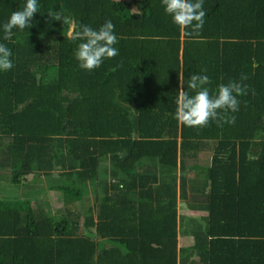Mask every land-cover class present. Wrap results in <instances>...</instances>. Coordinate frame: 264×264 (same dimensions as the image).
<instances>
[{
	"label": "trees",
	"instance_id": "trees-1",
	"mask_svg": "<svg viewBox=\"0 0 264 264\" xmlns=\"http://www.w3.org/2000/svg\"><path fill=\"white\" fill-rule=\"evenodd\" d=\"M25 4L0 0L14 65L0 70V172L29 189L0 193V264H264V0H204L199 39L162 0H38L31 26L4 40ZM109 19L119 55L82 69L67 33ZM241 73L235 123H178L179 75L185 91L207 75L215 95ZM44 178L49 194L33 197ZM188 185L207 192V216L179 215Z\"/></svg>",
	"mask_w": 264,
	"mask_h": 264
},
{
	"label": "clouds",
	"instance_id": "clouds-1",
	"mask_svg": "<svg viewBox=\"0 0 264 264\" xmlns=\"http://www.w3.org/2000/svg\"><path fill=\"white\" fill-rule=\"evenodd\" d=\"M204 0H162L165 12L172 17L182 35L199 39L205 23L206 11L203 8ZM38 0H26L22 10L12 12L9 20L3 24V39L10 41L13 29L24 30L31 26L34 15L39 12ZM51 19H66L61 12L48 10ZM78 31H70L67 37L73 41H80L75 52L79 66L87 71L99 68L105 59H112L119 55L115 47L119 38L115 34V25L109 19L98 30L81 24ZM12 52L4 43H0V70L9 71L14 65L11 60ZM248 76L241 73L240 82L230 80L227 84H220L217 93L211 94L206 85L211 83L207 75L192 74L187 80V91L184 90L185 80L179 75V84L176 98L175 118L178 123L188 127L204 128L216 122L235 123V117L230 113L239 111V96L247 95L248 85L243 81ZM190 90V91H188Z\"/></svg>",
	"mask_w": 264,
	"mask_h": 264
},
{
	"label": "crops",
	"instance_id": "crops-1",
	"mask_svg": "<svg viewBox=\"0 0 264 264\" xmlns=\"http://www.w3.org/2000/svg\"><path fill=\"white\" fill-rule=\"evenodd\" d=\"M204 153H208L209 154V159L206 164H202L200 163V157L202 156V154ZM211 151L210 149H204L200 152L199 154V164L201 166H208L211 163ZM205 158V157H204ZM193 163H189V166H192ZM190 168V167H189ZM188 178H197L196 173L191 172L189 174ZM178 212L179 215L182 216H188L190 218H202L207 216L208 211L207 210H201L198 209V206L200 205H206L208 204L209 201V197L207 196V192H203V191H199L197 193H194L191 189V186L188 185L187 186V196H181V192H180V188H178ZM184 226V225H183ZM179 227H180V221H179ZM187 227V226H186ZM186 227L184 229H186ZM179 247H186V246H191L193 244V237L191 235H188L186 233H184V231L182 230L179 232ZM112 245V243L108 242V246L110 247Z\"/></svg>",
	"mask_w": 264,
	"mask_h": 264
},
{
	"label": "rangeland",
	"instance_id": "rangeland-1",
	"mask_svg": "<svg viewBox=\"0 0 264 264\" xmlns=\"http://www.w3.org/2000/svg\"><path fill=\"white\" fill-rule=\"evenodd\" d=\"M128 1L132 3L134 0H128ZM208 159H209V154L208 153H204L200 157V163L206 164L207 162H209ZM6 174H7V172H0V175L2 176V179L0 180V193L2 195L7 196L6 194H9L10 196H14V195L24 196V194L29 191V189L27 187H21V188L14 187L13 189H11L12 186H9L5 182L6 179H4V178H6ZM32 178H33V176H29V180H31ZM39 185H41V187L36 188L37 194L34 193L33 197L46 198L47 194H49V193H48L47 188H44L42 186V185H46V179L44 178L43 182L39 183ZM53 198H55V197H53ZM59 205L60 204L56 202V206H57L56 209H59V207H58Z\"/></svg>",
	"mask_w": 264,
	"mask_h": 264
}]
</instances>
